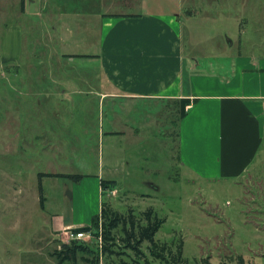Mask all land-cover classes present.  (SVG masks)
Here are the masks:
<instances>
[{
	"label": "rangeland",
	"instance_id": "374dc122",
	"mask_svg": "<svg viewBox=\"0 0 264 264\" xmlns=\"http://www.w3.org/2000/svg\"><path fill=\"white\" fill-rule=\"evenodd\" d=\"M36 1L25 0L23 10L22 0H0V264H167L151 256L147 242L139 246L141 254L126 247L120 231L112 252L92 239L79 240L91 250H79L76 258L55 254L74 229L60 224L90 225L98 211L101 177L117 181L104 195L114 209H133L140 217L153 208L165 220L156 240L183 243L189 264H204L207 258L209 264H264V183L261 188L258 182L248 184L247 176L213 181L178 169L171 157L177 143L160 134V125L147 121L139 126V136L132 134L131 118L141 125L143 107L140 114L120 110L119 117L128 118L115 120L113 104L102 108L96 96L84 92L88 80L80 75L97 62L81 55L56 61L66 53L96 50L98 16L87 15L91 10H173L182 3L188 54L221 60L222 52L212 45L224 38L241 39L245 51L264 55V0H49L58 18L52 25L57 27L54 43L50 21L35 8ZM187 10L195 15L189 18ZM211 17L226 22L212 24ZM15 23L21 30L19 63L4 64V33ZM85 27L91 30L84 32ZM225 27L228 31H220ZM250 40L258 45L250 47ZM49 53L55 58L50 67ZM51 70L58 73L54 78ZM257 171L263 182V168ZM74 175L83 177L76 181Z\"/></svg>",
	"mask_w": 264,
	"mask_h": 264
},
{
	"label": "crops",
	"instance_id": "0c3cea01",
	"mask_svg": "<svg viewBox=\"0 0 264 264\" xmlns=\"http://www.w3.org/2000/svg\"><path fill=\"white\" fill-rule=\"evenodd\" d=\"M47 1L37 0L35 8L41 10L42 17L46 13V19L50 21L47 27L52 37L50 41L54 43L57 27L52 25L58 18L55 10L50 9L52 4ZM22 3L24 10L25 0ZM183 6L182 3L173 10L118 13L91 10L87 15L98 16L95 21L98 31L96 50L88 54L66 53L56 61L64 59V56L73 59L81 55L83 60L97 62V67L86 73L83 70L80 75L81 80H88L84 81L87 86L84 92L96 96L102 108L106 102L113 104L115 120L128 118H120V110L130 108L140 114V107H143L141 110L145 114L140 117L141 125L131 118L132 134L139 136V126H147V121L160 125V134L172 137L174 145L177 143L171 157L176 160L178 169L183 168L192 176L213 181L238 180L247 176L248 184L258 182L261 188L264 181L256 176L257 167L264 171V55L245 51L241 39L234 42L224 38L217 42L218 45H212L217 52H222L221 60L202 59L201 55L195 54L196 51L188 54L183 38L187 20ZM193 12L187 10L189 18L191 14L195 15ZM209 21L217 25L226 22L220 17H211ZM244 29H241L242 33ZM88 30L90 27L83 31ZM220 31L226 32L228 28ZM67 32H72V35L68 33L69 38L77 37L75 31ZM20 36L21 30L16 23L6 27L4 64L18 65L20 58L16 50ZM59 40L64 43L68 38ZM80 40V37L75 40L76 46ZM248 43L250 47L258 45L253 40ZM190 47L196 50L198 44ZM49 56L47 64L55 59L51 53ZM83 68L88 69L87 65ZM50 73L54 78L57 72L51 70ZM182 99L196 100L188 106L184 117L179 113ZM101 180L105 179L100 178L95 215L100 214L103 201ZM60 225L59 228L83 227Z\"/></svg>",
	"mask_w": 264,
	"mask_h": 264
},
{
	"label": "trees",
	"instance_id": "16d2710c",
	"mask_svg": "<svg viewBox=\"0 0 264 264\" xmlns=\"http://www.w3.org/2000/svg\"><path fill=\"white\" fill-rule=\"evenodd\" d=\"M195 102L196 100L192 102L190 99H182L179 108L180 117H184L187 113L188 106ZM72 177L74 180L80 181L83 176L74 175ZM101 186L103 201L100 214L93 216L90 225L74 228L76 232L87 231L93 228L94 239L98 241V238L101 237L102 243L100 244L98 242L101 250L104 252L108 250L112 252L114 251L112 247L117 245V240H120L116 238L118 231H120L124 234L121 241L126 247L134 249L133 251L136 254L142 253L139 250V246L147 242L149 252L154 259L167 264H189L188 260L183 256V243L174 245L156 240L155 236L165 220L158 217L153 208L143 211L140 217L135 214L133 209H129L127 213L120 212L114 209L108 201L104 200L106 190L115 187L114 181L101 180ZM71 242L73 243L72 246H69V243H64L60 251H57L55 254L61 259L69 257L76 258L79 250H91L90 246L85 244L86 241L74 240ZM86 261L90 263V260ZM203 262L204 264H209L208 258L204 259Z\"/></svg>",
	"mask_w": 264,
	"mask_h": 264
},
{
	"label": "built area",
	"instance_id": "2783aa9c",
	"mask_svg": "<svg viewBox=\"0 0 264 264\" xmlns=\"http://www.w3.org/2000/svg\"><path fill=\"white\" fill-rule=\"evenodd\" d=\"M100 227H101V223H100ZM94 239V234H93V230H87V231H79L76 232L74 229H70L68 232V238H67V243L74 241V240H83V241H90ZM98 242L101 244V237L98 238ZM99 244V245H100Z\"/></svg>",
	"mask_w": 264,
	"mask_h": 264
}]
</instances>
